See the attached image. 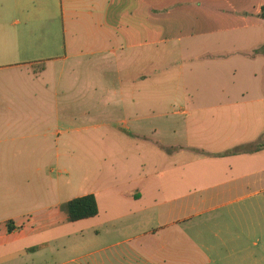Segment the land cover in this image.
<instances>
[{
    "label": "crops",
    "instance_id": "crops-1",
    "mask_svg": "<svg viewBox=\"0 0 264 264\" xmlns=\"http://www.w3.org/2000/svg\"><path fill=\"white\" fill-rule=\"evenodd\" d=\"M204 3L225 10L210 17ZM263 5L0 0V264H264V148L232 153L264 140V54H254ZM172 67L203 84L166 115L179 141L121 119L104 126L112 134L102 138L117 141L100 151L145 141L165 162L143 164L129 183L127 164L106 170L113 178L99 191L76 195L75 107L89 104L91 76L113 70L138 92L149 78L159 88ZM135 95L121 106L136 107ZM88 194L98 215L70 220L68 202Z\"/></svg>",
    "mask_w": 264,
    "mask_h": 264
},
{
    "label": "rangeland",
    "instance_id": "rangeland-1",
    "mask_svg": "<svg viewBox=\"0 0 264 264\" xmlns=\"http://www.w3.org/2000/svg\"><path fill=\"white\" fill-rule=\"evenodd\" d=\"M59 4L61 5V1H59ZM205 4L208 3L200 4V6L196 7L202 11V14H207L210 17L216 13L218 14L220 10H225V8H221L220 6H204ZM157 7L159 8H151L152 14L163 13V10L160 9L161 6ZM184 29L186 30V28ZM190 41L193 40L187 39L184 42L188 44ZM176 63H178V60H170V65ZM132 68L133 71L138 67L133 65ZM142 70L150 72V66L144 67ZM148 74L150 75V73ZM125 76L123 75V79H126ZM91 77L92 79L95 78L93 83L95 86L91 85L89 90H85V100H89V104L83 102L78 105L76 104L75 107L76 144L73 176L74 183L76 184V195L82 193V187L96 192L99 191L106 180L113 178L111 176L112 172H107L106 170L127 164L130 170L126 169L124 173H127L125 176L128 177L121 182L129 183L130 177L135 179L138 173L136 171L141 170L143 164H147L143 166L146 170L149 165L165 162L164 157L156 152L154 147L146 144L145 141H139L138 144H135L136 142L134 144L126 142L123 152L115 145V152H109L107 155L100 154L104 144L108 150L112 146L113 141H117L116 139L102 138L105 134H112V131L104 128V126H121L122 123L119 122L123 119V125L132 126L133 129L140 133L149 134L152 128H158L160 139L177 142L179 141L178 138L173 137L171 139L172 135L175 136V134L169 129L171 125L169 122L177 120L172 116L166 115L171 114L173 111V106L171 105H185L184 102L189 98H197L199 92L194 90L196 86H200V89L203 88V84L200 82L201 75H179L177 67H172L169 75H162L159 88L150 86L149 78L145 83L140 82L138 92H131L126 85L127 82L121 85L119 82L120 75L110 69L107 70V74L101 76L92 75ZM102 79L106 83L105 89L100 86ZM200 91L201 94L204 93L203 90ZM75 94L76 100L77 98H82L80 88L76 89ZM130 94H137L134 98L138 101L132 104L133 106H137L133 108L130 106L126 108L122 107L121 105H124L127 101H121V96H123V99L129 100ZM164 102L166 103L164 104ZM135 108L136 111L134 113ZM130 111L131 115L125 118L126 113H130ZM136 113L137 115H135ZM125 121H127V124Z\"/></svg>",
    "mask_w": 264,
    "mask_h": 264
},
{
    "label": "trees",
    "instance_id": "trees-1",
    "mask_svg": "<svg viewBox=\"0 0 264 264\" xmlns=\"http://www.w3.org/2000/svg\"><path fill=\"white\" fill-rule=\"evenodd\" d=\"M262 18H264V5L262 7ZM254 54H264V45L254 51ZM264 148V140L255 144L243 145L232 151V153H250ZM69 218L72 221L94 217L99 213L97 198L94 194L76 197L67 204ZM10 222L9 225H11Z\"/></svg>",
    "mask_w": 264,
    "mask_h": 264
}]
</instances>
